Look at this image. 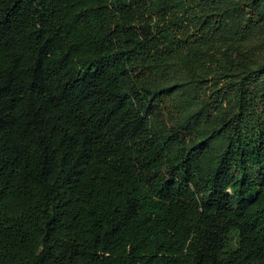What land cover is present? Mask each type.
Segmentation results:
<instances>
[{
    "label": "trees",
    "instance_id": "trees-1",
    "mask_svg": "<svg viewBox=\"0 0 264 264\" xmlns=\"http://www.w3.org/2000/svg\"><path fill=\"white\" fill-rule=\"evenodd\" d=\"M0 264H264V0H0Z\"/></svg>",
    "mask_w": 264,
    "mask_h": 264
},
{
    "label": "rangeland",
    "instance_id": "rangeland-1",
    "mask_svg": "<svg viewBox=\"0 0 264 264\" xmlns=\"http://www.w3.org/2000/svg\"><path fill=\"white\" fill-rule=\"evenodd\" d=\"M175 73H176V75H178V74H179V72H178V71H175Z\"/></svg>",
    "mask_w": 264,
    "mask_h": 264
}]
</instances>
